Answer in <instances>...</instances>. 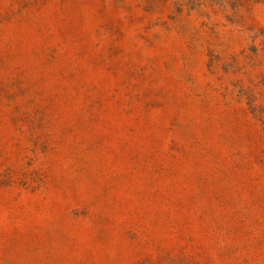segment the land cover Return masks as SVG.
<instances>
[{"label": "rangeland", "instance_id": "obj_1", "mask_svg": "<svg viewBox=\"0 0 264 264\" xmlns=\"http://www.w3.org/2000/svg\"><path fill=\"white\" fill-rule=\"evenodd\" d=\"M264 0H0V264H264Z\"/></svg>", "mask_w": 264, "mask_h": 264}, {"label": "trees", "instance_id": "obj_2", "mask_svg": "<svg viewBox=\"0 0 264 264\" xmlns=\"http://www.w3.org/2000/svg\"><path fill=\"white\" fill-rule=\"evenodd\" d=\"M262 112H263V123H264V109H263V111H262Z\"/></svg>", "mask_w": 264, "mask_h": 264}]
</instances>
